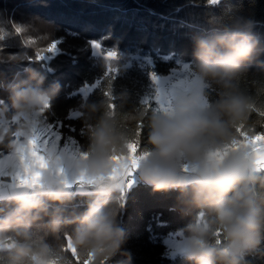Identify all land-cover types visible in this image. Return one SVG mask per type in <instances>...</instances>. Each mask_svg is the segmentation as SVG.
<instances>
[{
    "label": "trees",
    "instance_id": "16d2710c",
    "mask_svg": "<svg viewBox=\"0 0 264 264\" xmlns=\"http://www.w3.org/2000/svg\"><path fill=\"white\" fill-rule=\"evenodd\" d=\"M0 13L16 29L0 37V113L46 95L47 121L91 157L164 148L153 77L182 64L208 104L189 145L264 132V0H0ZM241 173L138 183L123 207L95 188L0 199V264H264V167ZM195 193L207 206L185 203ZM178 231L204 246L171 257L164 239ZM231 241L240 253H224Z\"/></svg>",
    "mask_w": 264,
    "mask_h": 264
},
{
    "label": "rangeland",
    "instance_id": "374dc122",
    "mask_svg": "<svg viewBox=\"0 0 264 264\" xmlns=\"http://www.w3.org/2000/svg\"><path fill=\"white\" fill-rule=\"evenodd\" d=\"M6 17L0 13L2 38L12 36L16 30H11L12 22ZM34 41L36 44L37 38ZM55 45L49 49L54 55L58 52ZM153 84L155 89L150 99L158 102L164 117L163 130L158 135L164 148L141 156L133 144L127 145V153L107 160L86 154L74 139L66 137L61 123L47 121L43 111L49 101L46 95H37L27 110L12 117L0 113V199L95 188L102 193L119 192L123 207L131 188L138 183L182 186L210 181L234 171L241 170L243 175L264 167L252 161L243 163L254 149H264V132L251 135L244 132L223 147L203 145L197 149L189 145L191 130L199 125L208 109L203 82L189 64H182L168 76L153 77ZM167 103L177 104L180 111L166 110ZM189 201L195 207L207 206L196 193L187 195L185 203L191 204ZM164 242L171 257L193 254L204 246L201 238L185 236L182 231L171 233ZM240 246L239 241H231L224 253H240ZM70 247L73 248L72 243ZM101 251L97 247L92 256Z\"/></svg>",
    "mask_w": 264,
    "mask_h": 264
},
{
    "label": "water",
    "instance_id": "95a60500",
    "mask_svg": "<svg viewBox=\"0 0 264 264\" xmlns=\"http://www.w3.org/2000/svg\"><path fill=\"white\" fill-rule=\"evenodd\" d=\"M248 161H252L256 165H264V149L263 148L254 149L249 154V158H247L246 160H244L243 163L248 162Z\"/></svg>",
    "mask_w": 264,
    "mask_h": 264
},
{
    "label": "built area",
    "instance_id": "2783aa9c",
    "mask_svg": "<svg viewBox=\"0 0 264 264\" xmlns=\"http://www.w3.org/2000/svg\"><path fill=\"white\" fill-rule=\"evenodd\" d=\"M165 109H173V111L174 112H179L180 111V107L177 105V104H175V103H173V104H165V107H164Z\"/></svg>",
    "mask_w": 264,
    "mask_h": 264
},
{
    "label": "crops",
    "instance_id": "0c3cea01",
    "mask_svg": "<svg viewBox=\"0 0 264 264\" xmlns=\"http://www.w3.org/2000/svg\"><path fill=\"white\" fill-rule=\"evenodd\" d=\"M195 180V179H194Z\"/></svg>",
    "mask_w": 264,
    "mask_h": 264
}]
</instances>
